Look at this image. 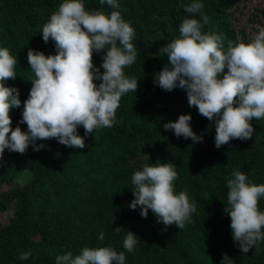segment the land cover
Wrapping results in <instances>:
<instances>
[{"label": "trees", "instance_id": "obj_1", "mask_svg": "<svg viewBox=\"0 0 264 264\" xmlns=\"http://www.w3.org/2000/svg\"><path fill=\"white\" fill-rule=\"evenodd\" d=\"M63 2L0 0V47L17 59V78L4 83L19 90L22 102L10 112L13 130L19 126L27 131L20 121L32 87L28 50L57 54L55 42L45 43L40 31ZM192 2L117 0L120 7L113 9L100 0H84L88 10L109 14L118 10L133 26L137 59L125 74L138 80V90L122 96L111 128L91 135L78 128L85 139L83 149L56 139L37 141L45 147L35 151L30 145L25 154L5 149L0 159V264H56L58 255L72 252L75 256L85 247L125 252V264H221L224 254L235 264H264V241L243 253L233 240L231 218L223 204L227 178L234 170L244 172L250 183L264 184V119L250 121L254 128L250 139H233L218 149L214 121L189 107L186 91L179 87L166 91L154 83L155 74L167 64L166 56L158 53L179 36L183 19L196 18L203 24L200 14L185 12ZM200 2L208 17L202 31L221 34L225 49L228 41L251 42L264 27V0ZM103 55L94 53L96 67L101 66ZM181 114L192 116L191 127L203 135L201 142L177 138L163 127ZM168 162L176 165V193L186 191L196 205L191 222L182 230L176 225L166 228L151 210L145 218L141 207L128 206L135 199L134 172L146 164ZM259 207L264 211V197ZM127 231L136 235L133 252L123 248ZM22 252L31 256L21 260Z\"/></svg>", "mask_w": 264, "mask_h": 264}, {"label": "clouds", "instance_id": "obj_2", "mask_svg": "<svg viewBox=\"0 0 264 264\" xmlns=\"http://www.w3.org/2000/svg\"><path fill=\"white\" fill-rule=\"evenodd\" d=\"M119 9L117 0H100ZM204 5L193 0L185 12L200 14L185 18L179 25V36L159 51L167 59L163 69L155 74L154 83L166 91L179 87L186 91L189 107L198 109L203 117L214 121L215 146L219 149L233 139L247 140L254 133L250 123L264 119V27H259L251 42L228 41L225 49L221 34L205 33L208 17ZM43 41L55 42L57 54L45 55L29 49L27 60L32 84L29 97L23 102L21 124L12 128L10 112L20 108V93L5 81L17 78V59L8 48L0 47V159L5 149L25 154L30 145L35 151L45 147L37 141L56 139L60 144L83 149L84 137L78 134L82 126L86 135L102 128H111L122 96L137 92L138 80L125 74L137 59L133 44L135 30L118 10H88L84 0H64L42 26ZM102 52L100 67L94 64V53ZM100 68H103L101 73ZM102 81L99 85L95 81ZM192 116L181 114L176 121L163 127L177 138L203 140L192 127ZM178 178L176 165L171 162L155 166L144 165L132 175L131 189L135 199L128 205L132 210L141 207V215L149 210L158 222L176 225L180 230L191 222L196 205L186 191L178 194L174 181ZM227 201L224 212L231 218L232 237L243 253L264 241V211L259 207L264 197V184L250 183L248 176L234 170L227 178ZM121 227L115 228L120 232ZM103 233L99 239L103 240ZM136 235L130 231L123 248L133 252ZM30 252L19 259L27 260ZM125 252L111 247L83 248L78 255L67 252L56 257V264H125ZM221 264H235L224 254Z\"/></svg>", "mask_w": 264, "mask_h": 264}, {"label": "rangeland", "instance_id": "obj_3", "mask_svg": "<svg viewBox=\"0 0 264 264\" xmlns=\"http://www.w3.org/2000/svg\"><path fill=\"white\" fill-rule=\"evenodd\" d=\"M10 214H11V213H10ZM3 218H4V219H7V218H8V214L5 213ZM4 221L7 222V220H4Z\"/></svg>", "mask_w": 264, "mask_h": 264}]
</instances>
